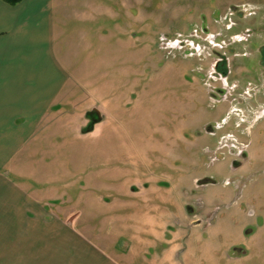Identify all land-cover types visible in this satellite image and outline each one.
<instances>
[{
	"label": "rangeland",
	"instance_id": "1",
	"mask_svg": "<svg viewBox=\"0 0 264 264\" xmlns=\"http://www.w3.org/2000/svg\"><path fill=\"white\" fill-rule=\"evenodd\" d=\"M56 1L71 82L0 167L42 206L0 264H264V0Z\"/></svg>",
	"mask_w": 264,
	"mask_h": 264
},
{
	"label": "crops",
	"instance_id": "2",
	"mask_svg": "<svg viewBox=\"0 0 264 264\" xmlns=\"http://www.w3.org/2000/svg\"><path fill=\"white\" fill-rule=\"evenodd\" d=\"M60 6L56 0H23L17 6L0 0V100L11 98L6 100L7 114L10 113L7 119L22 120L20 125L15 124V135L8 137L1 130L0 118V167H5L9 152L15 151L21 157L40 149L39 127L51 114L55 99L71 82L70 73L56 57L54 45ZM4 116L0 113V117ZM41 165L32 166L31 183H35ZM7 183L0 175V226L28 224L42 207L41 201L35 200V189L12 190L7 195L5 190L11 189Z\"/></svg>",
	"mask_w": 264,
	"mask_h": 264
},
{
	"label": "trees",
	"instance_id": "3",
	"mask_svg": "<svg viewBox=\"0 0 264 264\" xmlns=\"http://www.w3.org/2000/svg\"><path fill=\"white\" fill-rule=\"evenodd\" d=\"M1 1H3L4 3H6L7 5H10V6H17L23 0H1Z\"/></svg>",
	"mask_w": 264,
	"mask_h": 264
},
{
	"label": "flooded vegetation",
	"instance_id": "4",
	"mask_svg": "<svg viewBox=\"0 0 264 264\" xmlns=\"http://www.w3.org/2000/svg\"><path fill=\"white\" fill-rule=\"evenodd\" d=\"M241 155L243 156L244 155V152H242Z\"/></svg>",
	"mask_w": 264,
	"mask_h": 264
}]
</instances>
